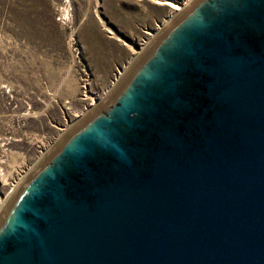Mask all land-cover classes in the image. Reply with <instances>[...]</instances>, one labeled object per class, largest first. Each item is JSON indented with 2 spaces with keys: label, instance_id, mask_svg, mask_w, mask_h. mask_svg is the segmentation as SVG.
<instances>
[{
  "label": "water",
  "instance_id": "95a60500",
  "mask_svg": "<svg viewBox=\"0 0 264 264\" xmlns=\"http://www.w3.org/2000/svg\"><path fill=\"white\" fill-rule=\"evenodd\" d=\"M0 264H264V0H192L0 215Z\"/></svg>",
  "mask_w": 264,
  "mask_h": 264
},
{
  "label": "rangeland",
  "instance_id": "374dc122",
  "mask_svg": "<svg viewBox=\"0 0 264 264\" xmlns=\"http://www.w3.org/2000/svg\"><path fill=\"white\" fill-rule=\"evenodd\" d=\"M158 2L0 0V211L168 24Z\"/></svg>",
  "mask_w": 264,
  "mask_h": 264
},
{
  "label": "bare ground",
  "instance_id": "6f19581e",
  "mask_svg": "<svg viewBox=\"0 0 264 264\" xmlns=\"http://www.w3.org/2000/svg\"><path fill=\"white\" fill-rule=\"evenodd\" d=\"M192 0H188L184 5L183 7L177 5L173 0H163V2H158L159 4H162V5H167L169 6L171 9H173L172 11V15H171V18L170 20H172L178 13H182L187 7H188V4H190ZM160 34V33H158ZM157 34V36H158ZM7 204V203H6ZM4 203H1L0 204V209H1V206H3ZM6 207V205H5ZM4 207V209H5ZM3 209V210H4ZM3 213V211H0V215Z\"/></svg>",
  "mask_w": 264,
  "mask_h": 264
}]
</instances>
